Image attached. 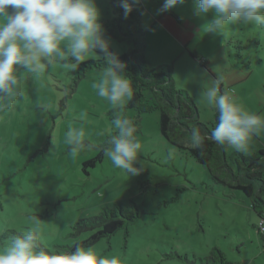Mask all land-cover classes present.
<instances>
[{"label":"rangeland","instance_id":"rangeland-1","mask_svg":"<svg viewBox=\"0 0 264 264\" xmlns=\"http://www.w3.org/2000/svg\"><path fill=\"white\" fill-rule=\"evenodd\" d=\"M109 7L112 14L111 0ZM173 9L188 25L189 49L208 61L213 77L219 73L225 80L235 78L230 92L247 110L264 116V27L238 22L219 33L209 32L204 26L212 16L196 15L193 0ZM105 35L117 55L132 49L109 37L106 28ZM238 45L245 50H237ZM75 67L60 61L27 74L22 94L10 110L0 113V247L13 232L39 219L41 245L70 250L91 235H73L78 221L122 203L129 209L136 205L141 217L91 246L98 253L120 256L122 264H202L214 248L230 263L264 264L260 220L250 199L241 191L214 185L204 166L168 143L160 132L158 112L141 117L138 175L116 168L106 155L88 175L84 172L83 163L96 157L98 146L114 132L112 111L118 107L93 88L102 72H89L73 91ZM198 100L200 119L214 123L215 110ZM127 115L136 113L127 110ZM71 128H82L90 147L74 151L66 138ZM261 149L264 135L253 136L242 153ZM233 151L230 148L229 154Z\"/></svg>","mask_w":264,"mask_h":264},{"label":"clouds","instance_id":"clouds-1","mask_svg":"<svg viewBox=\"0 0 264 264\" xmlns=\"http://www.w3.org/2000/svg\"><path fill=\"white\" fill-rule=\"evenodd\" d=\"M182 2L164 0L158 12ZM193 4L196 15L211 14L204 26L209 32L219 33L238 22L264 27V0H193ZM119 7L127 18L134 4L119 0ZM110 46L97 0H0V113L13 107L27 74L40 73L60 61L82 62L89 55L102 61V74L93 85L97 95L113 106H122L133 95V82ZM198 102L218 113L209 136L217 145L246 152L253 136L264 135V116L239 103L223 75L202 80ZM85 117L82 113L80 118ZM111 128L114 132L104 154L116 168L138 175L141 143L135 122L117 112ZM66 138L74 151L90 147L82 128L69 129ZM191 142L197 147L202 143L199 129H192ZM42 234L40 220L34 219L26 229L9 236L7 245L0 247V264H122L120 256L87 246L53 251L41 245Z\"/></svg>","mask_w":264,"mask_h":264},{"label":"trees","instance_id":"trees-1","mask_svg":"<svg viewBox=\"0 0 264 264\" xmlns=\"http://www.w3.org/2000/svg\"><path fill=\"white\" fill-rule=\"evenodd\" d=\"M132 2L133 11L125 18L123 10L119 7V0H111L112 17L102 19L109 37L132 45V49L123 55H117L109 48L117 59L125 63V71L131 78L134 89L128 103L114 109L112 113L122 112L123 116L132 119L137 127L136 135H138L142 132L141 117L158 112L160 132L165 140L204 166L214 185H222L229 190L243 192L250 199L252 209L259 220H264V149L252 155H245L235 150L229 154V147L217 145L209 138L210 130L218 121V113L214 111V123L203 122L193 97L186 90L177 87L174 64H164L158 68L150 66L146 55V31L142 27L145 7L142 3L134 0ZM235 48L239 51L245 50L243 45ZM190 55L199 60L200 65L207 70L205 60L196 56L195 53H190ZM64 62L76 66L73 91L89 72H102V61L95 58L82 62L72 60ZM127 110H133L136 115H127ZM193 128L199 129L202 137V143L198 147L191 142ZM110 135L98 146L100 150L98 155L83 163V170L87 175L89 169L103 161L104 149L107 147ZM140 217L141 212L136 205H133L131 209L122 203H116L112 207H103L98 215L84 218L75 224L73 235L79 236L87 232L91 235L76 243L70 250L76 246L91 247L101 239L111 238ZM126 233L128 234V230ZM7 235L8 232L4 233L3 237ZM260 237L264 241V237L262 235ZM200 261L202 264H234L228 262L225 254L218 248H214L210 257Z\"/></svg>","mask_w":264,"mask_h":264},{"label":"crops","instance_id":"crops-1","mask_svg":"<svg viewBox=\"0 0 264 264\" xmlns=\"http://www.w3.org/2000/svg\"><path fill=\"white\" fill-rule=\"evenodd\" d=\"M145 7L142 27L146 31L147 59L150 66L158 68L164 64L173 63L175 66V81L178 88L186 90L196 101L199 98L200 84L203 79L213 76L208 68V61L196 52L191 51L188 25L180 15L171 8L160 13L158 10L164 2L141 0ZM103 18H111L110 0H97ZM190 53L206 61L207 70L200 65L199 60L191 57ZM199 63V64H197ZM235 78L226 79L229 90H233Z\"/></svg>","mask_w":264,"mask_h":264},{"label":"built area","instance_id":"built-area-1","mask_svg":"<svg viewBox=\"0 0 264 264\" xmlns=\"http://www.w3.org/2000/svg\"><path fill=\"white\" fill-rule=\"evenodd\" d=\"M258 233L264 237V220H260L258 224Z\"/></svg>","mask_w":264,"mask_h":264}]
</instances>
